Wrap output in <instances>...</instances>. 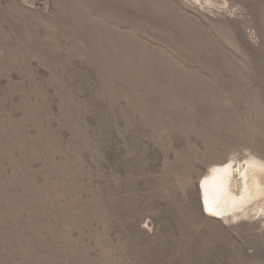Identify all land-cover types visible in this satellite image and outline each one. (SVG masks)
<instances>
[{"label": "rangeland", "instance_id": "rangeland-1", "mask_svg": "<svg viewBox=\"0 0 264 264\" xmlns=\"http://www.w3.org/2000/svg\"><path fill=\"white\" fill-rule=\"evenodd\" d=\"M252 161L264 0H0V264H264Z\"/></svg>", "mask_w": 264, "mask_h": 264}, {"label": "bare ground", "instance_id": "bare-ground-1", "mask_svg": "<svg viewBox=\"0 0 264 264\" xmlns=\"http://www.w3.org/2000/svg\"><path fill=\"white\" fill-rule=\"evenodd\" d=\"M235 167L236 165L231 166V164L216 166V169H211L202 179L199 190L204 212L206 208H210L215 212H225L227 209V214L234 211H242V213L246 211L248 213L261 206L259 194L264 191V163L262 161H252L245 166H239V170L243 172V187H241L242 194H239L240 197L233 193L230 185V175L233 177L237 172ZM253 171L259 172L261 175H256ZM205 189L208 192L205 193ZM211 190H213L212 194L210 193ZM252 203L253 208L250 206ZM236 212L233 213L234 216L238 214ZM207 214L209 217L218 218L213 214Z\"/></svg>", "mask_w": 264, "mask_h": 264}]
</instances>
